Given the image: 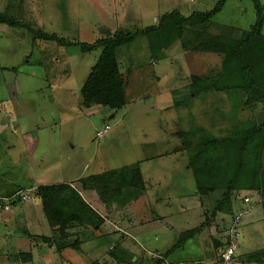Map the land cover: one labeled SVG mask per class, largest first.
Masks as SVG:
<instances>
[{
    "label": "rangeland",
    "instance_id": "1",
    "mask_svg": "<svg viewBox=\"0 0 264 264\" xmlns=\"http://www.w3.org/2000/svg\"><path fill=\"white\" fill-rule=\"evenodd\" d=\"M258 1L259 7L255 0H226L222 10L213 15L209 26L204 28L207 33L233 34L250 29L260 12L264 34V0ZM217 2L0 0V10L9 17H17L22 24L12 27L0 23V138L6 142L3 143L6 147L0 146V178L18 184L8 191L9 181L0 182L9 195L14 196L20 189L27 197L15 200L10 209H0V264H155L159 259L160 264H221L214 243L222 229L217 222L211 223L215 227H204L184 245L174 246L178 229L197 226L203 219L206 221L210 199H216L218 194L197 197L196 176L191 166H188L190 170L180 172L177 168L174 172L170 155L175 152L176 158L184 164L189 160L181 131L205 126L213 135L224 134L227 128L221 124H229L226 115L232 114L230 107L232 109L233 103L240 99L229 93L236 88L204 90L193 98L194 74L206 77L214 74L205 79L204 84L210 81L225 84L232 79L215 75L221 65V56L214 51L195 49L192 46L198 39L195 33L187 30L182 38L179 37L172 19L160 26L164 13L179 10L188 16L194 11L210 10ZM153 25L154 29L143 33V29ZM118 30L136 33L130 42L117 48L121 71L128 83V102L120 109L102 104L85 107L81 88L102 48L82 51L81 43L66 45L59 39L93 42ZM43 32L54 37L46 38ZM233 76L234 80L240 78ZM254 105L244 112L246 116H255ZM107 124L111 128L99 136V130ZM15 128L20 135L24 130L29 131L35 140L27 147L21 139L23 136L15 138L11 134ZM137 162L147 179L161 178L156 181L155 191L166 195L165 203L180 216L171 218L180 221L187 218L186 225L181 226L168 218L171 223L165 222L167 226L139 222L142 227L132 229L125 222L130 214L128 209L123 208L127 214L119 210L113 215L107 206L101 240H96L91 232L85 233L82 227L71 226L68 229L71 235L66 239L73 243L79 238L80 246L66 243L59 248L56 242L41 239L43 235L52 236L45 234L48 227L43 225L47 217H43L44 224L41 220L33 226L23 217L21 201L35 197L38 183L85 177ZM75 180L76 185L81 186L82 180ZM239 194L242 201L243 196L251 197L249 201L244 200L246 206L262 201V195L254 190L252 194ZM9 195L0 194L1 197ZM144 199L137 198L135 204L140 212L161 210L154 200H151L153 206ZM239 203L236 204L237 212L245 213V204ZM182 207L190 211L180 210ZM199 207L201 218L194 213ZM164 210L169 211L168 208ZM140 212L136 215H141ZM241 234L240 230L238 243ZM115 243L126 249L127 255L132 254L130 261H118L111 255ZM256 243L264 247V238ZM240 247V254L247 252ZM237 256L238 249L234 264H242ZM246 259L245 264H264V248L255 247Z\"/></svg>",
    "mask_w": 264,
    "mask_h": 264
},
{
    "label": "trees",
    "instance_id": "2",
    "mask_svg": "<svg viewBox=\"0 0 264 264\" xmlns=\"http://www.w3.org/2000/svg\"><path fill=\"white\" fill-rule=\"evenodd\" d=\"M225 3L226 0H218L210 10L194 11L188 16L180 13L179 10L164 13L160 26L165 25L168 19H172L178 28L179 37L182 38L187 30L198 36V43L192 44L195 49L210 50L220 54L221 65L215 75H226L232 81L225 84L207 81L208 83L204 84L202 82L214 77V74L207 77L194 74L192 84L195 94H201L202 91L212 88H236V90L243 88L250 98L264 101L263 17L259 12L260 16L250 29L233 34L207 33L205 28L209 26L208 21L222 10ZM255 3L259 7V1L255 0ZM0 23H7L12 27L22 25L17 17H9L1 10ZM197 24L201 25L193 27ZM155 27L153 25L142 31L145 33ZM41 34L46 38L54 37L53 34L45 32ZM135 34L118 30L93 42L59 39L66 45L81 43L82 51L102 48L81 88L82 103L85 107L102 104L120 109L127 104L128 83L121 71L117 48L130 42ZM233 75L240 77L239 80H234ZM180 134L186 139L189 166L196 176L198 192L205 196L218 195L215 200L213 199L211 215L207 216L202 224L182 230L174 244L175 247L184 245L188 239L194 237L209 224L211 217H215L220 211H228L233 195L239 189L259 190L264 208V121L237 127L234 132L223 136L211 134L205 126H194V129L181 131ZM81 180L83 186L96 189L101 199L107 203L116 200L123 204L129 197L134 196L136 199L145 188L139 162L136 165H125L101 173H93L82 177ZM35 195L41 198L52 229L51 237L43 235L41 239L54 241L59 248L66 243L74 247L80 246L79 238L73 243L66 239L71 235L68 231L69 227L99 228L105 221L94 206L85 200L79 188L69 182L40 184L35 188ZM222 244L224 241L221 243L215 241L217 248ZM110 253L118 261H130L132 257V254L127 255L126 249L120 245L112 247ZM27 258L31 259L29 255ZM160 261L161 259L157 260L155 264H160Z\"/></svg>",
    "mask_w": 264,
    "mask_h": 264
},
{
    "label": "crops",
    "instance_id": "3",
    "mask_svg": "<svg viewBox=\"0 0 264 264\" xmlns=\"http://www.w3.org/2000/svg\"><path fill=\"white\" fill-rule=\"evenodd\" d=\"M72 53H75V52H72ZM209 90L210 91H212V90L224 91V90H227V89H213L212 88V89H209ZM229 93L234 95V96H238V98L240 100H238V101L233 103L235 105H234V107L232 109L230 107L231 111L229 110V112H231L232 114H230L228 116L226 115V118L227 119L229 118V121H228L229 124L228 125H226L225 123L221 124V126H224L223 128H227L225 133L221 134V135H217V136H223V135L230 134V133L234 132L237 127H243L244 125L246 126V125H248V123H253V122L254 123H261V122L264 121V101L263 100H261L259 98L258 99L257 98H250L249 94L243 88H237V90H233V91H231ZM197 95L200 96V94H195L194 93L193 94V98L197 97ZM252 104H255L254 106H255V109H256V114H255L254 117L246 116L244 114V112H247L246 110H248V109L251 110L252 109ZM230 105H231V103H229L228 106H230ZM228 109H229V107H228ZM223 122H224V120H223ZM226 126H228V127H226ZM7 133H9V132L7 131L5 133V136H4L5 138L7 137ZM11 134L16 136L15 138H19V137L23 136V138H21V139L24 140V142H25L27 147L30 145V143L32 141L35 140L33 135H31V133L29 131H27V130L23 131V135H20L19 131L17 132V129L15 128L14 132H12ZM0 140H2V137L0 138ZM3 143H6V142H4L3 140L0 141V146L4 145ZM4 147H6V146L4 145L3 148ZM10 149L12 150V147L9 148V150ZM170 156H171V162L173 163V165H171L172 166L171 168H172V170L174 172H175V170L177 168L180 169V170H177V171H180V172H181V170H186V171H187V169L190 170V168H188L189 160H188L187 163L184 164V163L179 162L180 160L176 158L175 152H172ZM126 165H129V164H126ZM186 165H187V167H186ZM123 166H125V165H123ZM140 167H141V170H142V173H143V177H144V180H145V188L141 190V192H140V194H139V196L137 198L145 197V199H144L145 203L148 204L150 202V203H152L153 206H154V204H153V202L151 200H154L155 204L157 205V207L161 208V210L158 209L156 212H151V213H149L148 210L140 212V210H138L136 208V205H135L136 201H137V198L135 199V196L134 197H129L127 199V201L125 203H123V204L118 203L116 200H112L111 202L107 203V202H105V201H103L101 199V197L98 194V192L96 191V189L90 188V187H85V186H83V184H81V186H77L76 185V180L75 179H77V178L81 179L82 178L81 176L80 177L77 176V178H75V179H67V180H63V181H59V182H69L72 185L77 186L79 188L80 192L82 193L83 197L85 198V200L87 202H89L92 206H94V208L104 217L105 221L107 220V217H106V214H104V211H106L107 206H110V210H111L113 215L116 214L119 210L124 212L125 214H127L125 212V209H123V208H126V209H128L130 211V214L127 215V219H126L125 222L128 223L126 226L131 225L132 229H134L135 227H137V228L142 227V224L139 223V222H143L144 225H146L148 223L149 224L150 223H154V224H158V225H155V226H158V227L167 226L165 224V222L167 223L169 221V219L172 220L171 222L180 224L181 226L186 225L187 224V218L184 219L183 221H180L178 219L174 220L173 218H171L173 216H176L178 213L176 212L175 209L173 210V208H171L170 205L167 202L165 203V201H167L164 198L166 195L155 191V185L157 184L156 181L160 180L161 178H157V180L156 179H154V180L153 179H147L144 176V170H143L142 166H140ZM115 168H118V167H115ZM104 171H107V170H104ZM0 179H2V180H0L2 182H3V180L6 181V182L9 181L6 178H5L6 180L4 178H0ZM30 182H32V181H30ZM48 183H50V182H48ZM53 183H58V182H53ZM8 184H9L7 186V187H9L8 191H12L13 190L12 187L14 185L18 184V183H15V182L10 183V181H9ZM42 184H45V183H42ZM3 185L0 182V189H1L0 192H3V193H0V194L9 195V192L6 189L3 188ZM38 185H40V184L38 183ZM31 186L35 188L36 184H34V185L32 184ZM196 188H197V185H196ZM253 190L258 192V193H260V191L257 190V189H239V190L235 191V193L233 195V198H232V201H231V206H229V210L228 211L227 210L220 211L218 213V215H216L215 217H211L210 218V221H209V224H208L210 226V228L213 227V226L215 227V225H213V224L211 225V223H213V222H217V223H219L221 225V226H218L219 228H222L221 231H219L220 232L218 234L219 236H217L218 240H215V241H218L219 243H221V241L225 240L226 232L229 229V227L231 225V222L233 221L235 215L238 213L237 211H239V210L236 209L237 202H240L239 204H243V205L245 204L246 210L243 211L245 213L242 214V217H241V222H242L241 225L242 226H240V230L242 231V234H241L242 235V239L238 243V247H237L238 256H239V257L237 256V258L242 259V261H243V263L241 262L242 264H245L246 260L250 259V258L246 259V256L251 254V253H253V250L255 249V247L258 246L260 248H264L263 245L259 246L256 243L258 239L261 240V239L264 238V208H263V205H262V201H260L261 203L260 202H256V204H254V205L250 204L249 206H246V202H244V200L243 201L240 200V198H239V196H240L239 193L244 194V195L250 194V193L252 194ZM131 192H132V190H131ZM196 194H197L196 195L197 197L200 194L198 192V189L196 191ZM207 197L209 198L210 196H207ZM212 200H213V198L210 199V203H209V205H210L209 207L210 208H209L208 211H206L207 214H205L206 219H207V216L211 215V208H212L211 201ZM21 203L24 204V205L22 204L23 205V209H24L23 217L25 216V219H28L26 222L29 223V226H33L35 224H39L40 221L43 220V217L46 218L44 207H43V203H42V200H41L40 197L35 195V197L29 199L28 201H26V202L25 201H23V202L21 201ZM247 207H249V209ZM15 208H18V207L16 206ZM41 208L43 209L42 213H41ZM165 208L169 209V211L167 213L164 210ZM180 210H189V208H183L182 207ZM39 211H40V213H39ZM200 211L202 212L201 208L199 207L194 213L199 216ZM139 212H140L141 215L137 216L136 214L139 213ZM105 213H107V212H105ZM150 215H152V216L150 217ZM255 215H257V216H255ZM139 216H142V218H141L142 220L138 219ZM130 217H133V220H131ZM148 217H149V220L146 221L145 219H148ZM178 217H180V216H178ZM199 217L201 218L202 216H199ZM224 219H225V221H222ZM44 221L45 220H43V224L45 223ZM163 222H164V225H162ZM171 222H168V225ZM203 222H205L204 219L202 221H200V223L198 222L197 225H200ZM43 226H44V228L48 227V231H46L45 234H48V233L52 234V229H51V226H50L48 220H47V223L44 224ZM79 227H81V226H79ZM185 229H187V227ZM185 229L184 228H182L181 230L178 229L177 232L180 233L182 230H185ZM145 230H147V229H145ZM102 231H103V226H100L99 228L96 227V228H89V229L86 228V229H84L85 233L91 232V234L94 235L96 240H99V239L101 240L102 239V237H101ZM96 233H99V234H96ZM43 234H44V232H43ZM91 234L89 236H91ZM114 245H119V244L115 243ZM240 246H243L245 248L244 252H245V250H247V252L244 253V254H240L241 253L240 252L241 251L240 250V248H241ZM218 248L215 247L216 254L218 253L217 252Z\"/></svg>",
    "mask_w": 264,
    "mask_h": 264
},
{
    "label": "built area",
    "instance_id": "4",
    "mask_svg": "<svg viewBox=\"0 0 264 264\" xmlns=\"http://www.w3.org/2000/svg\"><path fill=\"white\" fill-rule=\"evenodd\" d=\"M111 128L109 124L106 125L104 129L99 130V136L102 135V133L108 131V129ZM18 191L19 194L17 193ZM19 196V197H18ZM19 198H22L23 200H26V194L24 190H16L14 193V196H0V209L1 210H7L10 209V207L13 206V203L15 200H19ZM245 201H249L251 199L250 196H244L243 197ZM6 200L3 202L2 200ZM243 213H237L231 222V225L229 229L226 232V238L224 240V244L219 246L217 258L219 260V263L221 264H234L236 251L238 247L237 238L240 234V225H241V217Z\"/></svg>",
    "mask_w": 264,
    "mask_h": 264
}]
</instances>
